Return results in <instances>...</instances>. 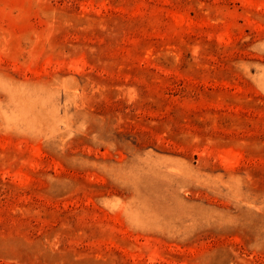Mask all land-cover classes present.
I'll use <instances>...</instances> for the list:
<instances>
[{
    "label": "rangeland",
    "instance_id": "1",
    "mask_svg": "<svg viewBox=\"0 0 264 264\" xmlns=\"http://www.w3.org/2000/svg\"><path fill=\"white\" fill-rule=\"evenodd\" d=\"M0 264H264V0H0Z\"/></svg>",
    "mask_w": 264,
    "mask_h": 264
}]
</instances>
